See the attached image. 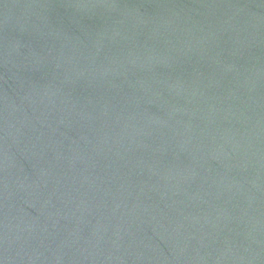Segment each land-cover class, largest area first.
Segmentation results:
<instances>
[{
    "label": "water",
    "instance_id": "obj_1",
    "mask_svg": "<svg viewBox=\"0 0 264 264\" xmlns=\"http://www.w3.org/2000/svg\"><path fill=\"white\" fill-rule=\"evenodd\" d=\"M0 264H264V0H0Z\"/></svg>",
    "mask_w": 264,
    "mask_h": 264
}]
</instances>
